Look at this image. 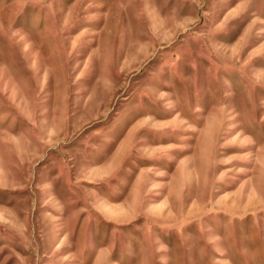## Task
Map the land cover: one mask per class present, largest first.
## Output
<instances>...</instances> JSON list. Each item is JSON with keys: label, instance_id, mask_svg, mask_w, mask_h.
<instances>
[{"label": "rangeland", "instance_id": "374dc122", "mask_svg": "<svg viewBox=\"0 0 264 264\" xmlns=\"http://www.w3.org/2000/svg\"><path fill=\"white\" fill-rule=\"evenodd\" d=\"M0 264H264V0H0Z\"/></svg>", "mask_w": 264, "mask_h": 264}]
</instances>
